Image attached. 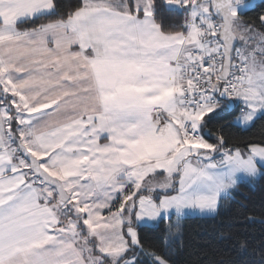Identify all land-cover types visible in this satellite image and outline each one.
I'll use <instances>...</instances> for the list:
<instances>
[{"label":"snow or ice","instance_id":"snow-or-ice-1","mask_svg":"<svg viewBox=\"0 0 264 264\" xmlns=\"http://www.w3.org/2000/svg\"><path fill=\"white\" fill-rule=\"evenodd\" d=\"M255 7L0 0V264H172L144 249L146 226L216 214L264 176V139L224 135L264 120Z\"/></svg>","mask_w":264,"mask_h":264},{"label":"trees","instance_id":"trees-1","mask_svg":"<svg viewBox=\"0 0 264 264\" xmlns=\"http://www.w3.org/2000/svg\"><path fill=\"white\" fill-rule=\"evenodd\" d=\"M79 0H62L66 7ZM248 18L264 12V0L258 1ZM165 24L179 22L175 16H164ZM219 121L210 125L213 132ZM206 132L208 129L205 130ZM224 135L230 144L264 139V120H257L254 127L238 130L235 126L224 127ZM215 137L213 136L212 139ZM166 220L158 225H148L141 231V242L145 250L165 253L172 264H248L252 249L264 245V176L241 181L220 201L219 211L209 216H184L178 227V239L169 241ZM239 235L251 244L249 254L237 251L234 240L227 237Z\"/></svg>","mask_w":264,"mask_h":264},{"label":"rangeland","instance_id":"rangeland-1","mask_svg":"<svg viewBox=\"0 0 264 264\" xmlns=\"http://www.w3.org/2000/svg\"><path fill=\"white\" fill-rule=\"evenodd\" d=\"M258 1H260V0H254V4H256ZM250 178H252V177L241 176V178L238 180L237 183H239V182H241L243 180H249ZM230 192L228 194H230ZM218 211H219V209H218ZM198 215L199 214H196L194 216H198ZM209 215H215V214L199 215V216H209ZM182 218L183 217L177 218L176 216H173L170 220L166 219V227H167V233H168L167 236H168V240L170 242L173 241V240H177L178 239V227L180 225V221H181ZM149 252H151V251H149Z\"/></svg>","mask_w":264,"mask_h":264},{"label":"crops","instance_id":"crops-1","mask_svg":"<svg viewBox=\"0 0 264 264\" xmlns=\"http://www.w3.org/2000/svg\"><path fill=\"white\" fill-rule=\"evenodd\" d=\"M252 178H254V177H252ZM251 179V178H250ZM243 181H245V180H243ZM232 191V190H231Z\"/></svg>","mask_w":264,"mask_h":264}]
</instances>
